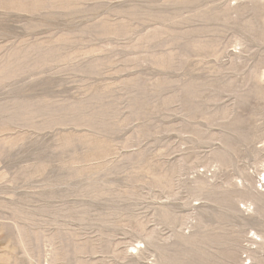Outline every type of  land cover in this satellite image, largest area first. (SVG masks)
Segmentation results:
<instances>
[{"label":"rangeland","instance_id":"1","mask_svg":"<svg viewBox=\"0 0 264 264\" xmlns=\"http://www.w3.org/2000/svg\"><path fill=\"white\" fill-rule=\"evenodd\" d=\"M263 173L264 0H0V264H264Z\"/></svg>","mask_w":264,"mask_h":264},{"label":"bare ground","instance_id":"2","mask_svg":"<svg viewBox=\"0 0 264 264\" xmlns=\"http://www.w3.org/2000/svg\"><path fill=\"white\" fill-rule=\"evenodd\" d=\"M263 179V180H262ZM262 179H260L261 181H260V183L262 184V182L264 183V173H263V175H262ZM134 249V248H133Z\"/></svg>","mask_w":264,"mask_h":264}]
</instances>
